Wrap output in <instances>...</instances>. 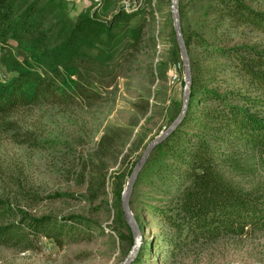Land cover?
I'll use <instances>...</instances> for the list:
<instances>
[{
	"label": "trees",
	"instance_id": "1",
	"mask_svg": "<svg viewBox=\"0 0 264 264\" xmlns=\"http://www.w3.org/2000/svg\"><path fill=\"white\" fill-rule=\"evenodd\" d=\"M200 2L198 26L185 25L186 12L180 9L183 36L190 57L195 47L214 65L190 58L192 84L184 121L146 164L163 151L185 168L178 192L150 214L169 233L164 251L171 255L193 245L264 232V177L244 189L224 173L229 169L237 177L256 178L264 172V50L234 44L231 36L236 29L264 34V0ZM134 16L121 10L111 22H102L89 12L74 20L67 0H0V66L7 74L0 78V126L15 129L10 116L41 106L92 107L103 102L101 90L114 87L125 63L150 41L145 18L132 26ZM223 70L243 77L244 86L226 84L220 91L217 77L205 78L207 72ZM190 123L193 129L183 130ZM123 191L121 186L118 202ZM17 194L28 206L44 200L24 190ZM134 216L144 233L141 211ZM123 223L132 248L134 236ZM83 226L91 227L79 216H34L19 202L0 196V247L37 252L41 238L58 248L92 241L94 232H85ZM145 248L144 234L133 264L143 261Z\"/></svg>",
	"mask_w": 264,
	"mask_h": 264
},
{
	"label": "rangeland",
	"instance_id": "2",
	"mask_svg": "<svg viewBox=\"0 0 264 264\" xmlns=\"http://www.w3.org/2000/svg\"><path fill=\"white\" fill-rule=\"evenodd\" d=\"M67 1L74 20L89 12L102 22H111L121 10L135 13L132 26L145 18L150 41L125 63L117 84L101 90L104 101L100 104L41 106L10 116L8 121L16 122L15 129L0 126V196L19 202L34 216H79L91 226H83V230L94 232L92 241L65 248L46 238H41L37 252L0 247V264H121L131 247L117 194L121 186L126 190L147 146L182 110L185 70L179 47L177 50L173 42L171 0ZM180 9L186 12L185 25H199L203 11L200 0H180ZM231 36L234 44L264 50L263 33L236 29ZM190 58L202 59L203 65L213 64L195 47ZM6 77L0 66V78ZM213 77L218 79V89L226 84H245L243 77L229 70L205 74V78ZM188 129H193L192 123L183 130ZM163 154H155L152 163L143 168L130 199L133 214L141 211L146 241L145 256L139 264H264V232L193 245L176 255L164 251L169 233L159 228L150 214L178 192L185 168ZM224 173L244 189L257 186L264 177V172L256 178L237 177L229 169ZM20 190L44 200L28 206L19 200Z\"/></svg>",
	"mask_w": 264,
	"mask_h": 264
},
{
	"label": "water",
	"instance_id": "3",
	"mask_svg": "<svg viewBox=\"0 0 264 264\" xmlns=\"http://www.w3.org/2000/svg\"><path fill=\"white\" fill-rule=\"evenodd\" d=\"M179 3H180V0H171V12H172L173 20H174L175 35H176V40H177L178 47L181 53V57L183 60L184 70H185V83H184L182 110H181L180 115L171 124V126L168 129H166L164 132H162L157 138H155L147 146V148L143 152L142 157L138 160L130 176V179L128 181L127 188L123 193V196H122L123 212L125 215V220L134 236L135 242L131 250L129 251L128 255L126 256V258L123 260L121 264H133L140 252V249L144 241V233L142 232L131 210V206H130V199L132 197L136 181L141 171L146 166L153 150L159 144L165 141L182 124L186 116L189 103H190V88L192 84V68H191V60H190L189 52H188L186 42L183 36L182 22H181L180 11H179Z\"/></svg>",
	"mask_w": 264,
	"mask_h": 264
},
{
	"label": "built area",
	"instance_id": "4",
	"mask_svg": "<svg viewBox=\"0 0 264 264\" xmlns=\"http://www.w3.org/2000/svg\"><path fill=\"white\" fill-rule=\"evenodd\" d=\"M0 50H1V47H0Z\"/></svg>",
	"mask_w": 264,
	"mask_h": 264
}]
</instances>
